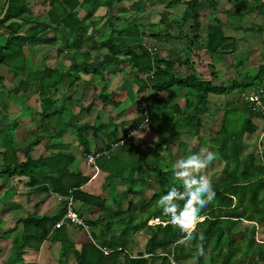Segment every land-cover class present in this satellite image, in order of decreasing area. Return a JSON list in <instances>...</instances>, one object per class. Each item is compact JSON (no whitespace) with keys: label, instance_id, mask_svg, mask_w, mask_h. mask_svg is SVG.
Masks as SVG:
<instances>
[{"label":"trees","instance_id":"16d2710c","mask_svg":"<svg viewBox=\"0 0 264 264\" xmlns=\"http://www.w3.org/2000/svg\"><path fill=\"white\" fill-rule=\"evenodd\" d=\"M119 1L121 0H45L44 3L47 8L45 20L35 16L34 8L29 0L10 1L9 10L5 18L0 21V65L7 66L13 77L20 78L8 92L0 91V116L4 119L10 117V101L2 102L1 98L7 95H26L29 87L33 84L36 85L41 123L37 126L38 133L34 143L40 142L48 136L46 133L48 132L47 122L51 120H53L52 127L58 126L60 128L56 134L61 136L64 129L72 125V122L65 123L57 116L60 111L56 108V93L61 84L66 85V80L70 78L69 86H74V83L81 76L76 79L75 77L80 73H93L102 78L97 71L98 67L82 58L83 53L90 54L106 48L107 52L103 54L101 61L105 64L118 63L121 61V56L126 55L129 63L133 64L140 72L146 73L154 70V78H151V84L144 81L142 89L151 87V90L156 94L174 86L188 88V92L183 94L186 100V109L183 110L179 103L173 106H156L165 109L166 116L154 107L148 109V121L154 122L159 117L164 119L163 123L171 124L170 134L173 136L190 133L195 136L200 134L204 125L203 116L210 110L208 104L211 95H222L239 88H256L263 84L261 77L264 76V60L255 67L258 68V73L251 81L234 79L229 85L216 84L213 80L202 79L196 74L194 68L186 76L177 75L174 67L177 63L183 64L182 57L164 56L157 44L150 46L152 51L148 49L142 43L145 37L147 39V33L143 29L140 32L136 22H133L125 30H117L113 25L108 37L97 40V31H95L90 17L95 14L99 7L106 6L107 9H111ZM161 1L166 7V10L162 12V22L166 21L167 29L175 24L183 25V30H180L181 36L190 40L191 46L196 49L195 56H199L200 51L205 55L213 56L225 54L228 51L234 53L239 49L240 39L227 36L218 18H215V22L203 23L202 12L197 5L198 1H207L211 8H216L219 0ZM6 2L7 0H4L0 14ZM182 2L186 5L184 13L170 21L167 17L169 9ZM234 2V13L240 17L249 14L264 15V1L262 0H234ZM81 9L86 11L83 17L80 16ZM189 20H192V23L190 24V34L187 35L184 32V26ZM56 26L60 30L61 27L67 29L65 35L61 33L64 47L57 44L58 38L56 36L47 35L48 31L56 29L54 28ZM254 29L262 32L264 22L263 26H257ZM140 35L141 51H136L138 44L129 43L133 38L136 39ZM150 35L152 36V34ZM171 36L169 29L164 33L153 34L152 38L166 42ZM42 44L58 45V56L63 55L66 50L70 60L69 64L65 63L67 68L64 64L60 65L62 66L60 69L59 65L56 64L54 66L47 65L42 70L39 66L34 65L28 56L27 48ZM87 44L88 49L84 51ZM71 50L74 51L73 55L70 54ZM72 75L75 77L72 78ZM257 79L261 81L258 84L255 81ZM4 81L5 77L0 74V84ZM99 93L97 95L103 97ZM191 96H194V99H190ZM107 98V95L103 97V103H112L114 107L118 103ZM25 102H27L26 99ZM92 105H87L84 109L90 110ZM242 105V110L237 108L224 110L221 127L214 143L217 153L224 163V177L212 181V187L216 193L215 198L202 210L200 214L203 217L202 222L196 226L191 238L179 227H174L170 223V216L164 215L163 210L168 206V202L159 204L160 199L172 190L179 193L186 191L185 185L180 184L176 177L171 174L173 167L167 163H161V158L155 157L161 154L160 151L163 147L168 148L171 145V141L166 138L159 139L151 152L142 155L145 158L142 162L146 163L147 161L150 164L149 168L143 164L135 167V160L120 162L116 167L112 166L113 160L111 163L103 160L109 168V178L117 177L130 182L129 187L131 188L125 189L124 192V194L128 192V196H126L128 198L127 206L122 207L120 202L116 207L117 209L113 210L112 207L106 205L105 197L83 190L82 186L88 181V178L79 172L70 171V166L75 159L71 153L60 150L47 155L41 154L34 158L30 155L34 143H30L24 148H18L17 144H14L12 135L7 133L10 128L4 131L0 124V177L27 176L28 184L34 191L66 195L72 190L75 199L82 200L92 208L100 207L104 218L102 220L104 221V230L96 236L102 237L101 243L104 246L114 249L113 253L106 255L95 245L85 243L79 250L74 247L75 242L68 237L66 223L53 230L54 225L61 219L60 216H41L32 213L18 219V222L23 223V229L13 238L12 249L15 252L2 264H37L36 262H23L27 246L33 242L47 239L61 244L60 264L68 263L67 254L69 252L75 255L77 264H170L169 255L172 252L175 254L174 257L179 260L178 264L192 256L197 258V264H203L206 255L210 258V264H264V243L257 241L256 232L257 224L264 223V164L263 159L259 158L258 155L256 156L255 153L245 154L243 151L245 135L254 133L258 129V125L253 119L259 114L254 112L246 103ZM21 107L22 110L25 108L24 105ZM27 107L30 110L32 108L28 104ZM262 119L264 120V117ZM99 120L100 116L97 121ZM11 123L18 122L13 121ZM90 125V123H77L76 125L80 145L85 153L90 152V145L87 140ZM6 126L10 127L11 124ZM93 129L96 131L104 130V125L100 122ZM115 130L117 134V129ZM119 139L114 138L112 144ZM109 146L111 147V143ZM19 152L24 154L23 160H20ZM105 156L104 154L101 155L97 162L102 158L105 159ZM128 162L129 164H127ZM152 177H156L160 189H155L151 196L143 193L142 188L134 185L137 182L146 185L150 183ZM2 186L4 184L0 182V187ZM108 186L109 183L105 182L103 188ZM140 193L141 196H139ZM174 203H178L182 208L184 201L177 199ZM137 217L138 219H136ZM152 219H158V223L150 225L149 221ZM67 222L71 223L70 221ZM116 223L123 225V229L119 233L113 228ZM243 223H247L248 229H239ZM140 230L149 234L145 252L133 256L128 250L131 248L129 243L130 240L133 242L132 234ZM11 233L12 231H7L4 234L9 235ZM243 246L245 247L244 253L238 257L237 254L243 249ZM201 247L204 249V255L198 254V249ZM118 248H122V250L117 251ZM122 252L124 255L120 259ZM157 256H159L160 261L155 263Z\"/></svg>","mask_w":264,"mask_h":264},{"label":"crops","instance_id":"0c3cea01","mask_svg":"<svg viewBox=\"0 0 264 264\" xmlns=\"http://www.w3.org/2000/svg\"><path fill=\"white\" fill-rule=\"evenodd\" d=\"M29 1L31 3L32 0ZM157 1L162 3L165 8L164 10L159 12V14L146 13L147 16L145 15V17L139 19V17L141 16L140 14L141 8L139 6L137 7V5L134 6L135 2H133V0H121L119 2H116L117 4H114V6L111 9H107L106 6L99 7L95 12V14L90 17V21L92 22L93 27H95V30H98L97 28L106 25L107 27L104 34L105 36L107 33H110L112 31L113 25L111 24H114L117 30H125L133 22H136L138 24L140 32L143 29L145 31L150 32V34L152 35L158 34L157 32L152 31V28L157 25H162V12L166 10L165 4L161 0H151L150 2H147V6L150 5V7H152V5L159 4ZM201 3L205 5V8L201 11L202 13H204V16L202 14L203 23L205 24L206 22H215V18H218L223 25L225 34L227 36L240 39L239 48L242 47L244 44L243 40L246 37V36L244 37V35L249 31L250 28H248L249 27L248 25L242 26L240 25V23H236V21L234 20L236 17H238V15L234 13L235 12L234 0H219L216 8H211L207 1H198L197 5ZM180 4H184V3L182 2ZM122 9H128V11L120 12V10ZM185 9H186V5H185ZM137 10L140 11L137 12L138 14L135 13ZM210 13L212 14L210 15ZM85 14L86 11L84 12L83 16ZM150 14L151 16H148ZM182 14L173 13V8H170L167 17L170 21H173L174 18H178ZM253 15L257 16L256 18L259 19L262 18L264 22V15H256V14ZM246 16H243V18H245ZM36 17L41 20H45L47 17V13L44 18L43 17L40 18L39 16ZM97 17L99 18L98 20ZM191 23L192 20H189L185 23L184 32L187 35L190 34L189 26ZM54 28H56L57 30L56 29L49 30L47 33L48 36L50 37L56 36L58 38L61 36V33H63V35L66 34V32H61L62 29L60 30L58 26ZM169 29L172 36L170 39L164 42L165 47L162 49L159 47V50L161 54H163L164 56L175 55L178 57H182L183 64L179 65L177 63L176 66L174 67L175 73H177V75L180 76H186L187 74L191 73L192 68H194L196 74L200 78L205 80H213V82L216 84H221V83L227 84V80H229L228 83H230L234 79L239 80L241 78V74L237 70L241 68V65L243 63V60H240V58L242 56L250 57L251 52L254 51V49H256L255 46H249L247 47L248 53L241 52V50L238 49L234 53L228 51L225 54H217V55L215 54L213 56L207 55V56H203L201 60H198V56H195L194 53L196 49H194L191 46L190 44L191 42L188 40L187 37L184 38L183 36H181L180 30H183V25L175 24L173 27H170ZM169 29H167L166 26L163 31ZM117 30L115 29V31ZM98 36H102V35L101 34L96 35L97 40H100L101 38ZM145 38L142 40V43L149 49L150 46L148 45V39ZM139 39H141V35L136 39L133 38L132 39L133 41L131 40L129 43V44L132 43L138 44L135 49L136 51H141V41ZM248 41L249 40H247L246 42ZM46 45L49 44H42L38 46L45 47ZM50 45H55V44H50ZM38 46H33V48ZM87 49H88V44L84 48V51H86ZM197 52L199 53V51ZM104 53L105 52H102L101 54L102 57ZM98 55H99L98 52H91L90 54L83 53L82 58H85L88 63L91 62L96 67L94 59L95 61L98 60ZM82 58H78V59H82ZM215 58H217L218 61ZM227 58L229 60L228 62H227ZM126 60H127L126 55H122L121 61H118V63H114V62L111 63V64H115L113 68H108L107 69L108 71H106V69H103L102 71L108 73L107 77L104 74V72L101 73L102 78L94 75L93 73H88V74L80 73L81 77L75 84L76 85L75 90H77L76 94L75 93L68 94L67 91L62 92L60 89L58 90V92L56 93V99H57L56 108L60 112L58 113L59 115L57 116L65 123L72 122V125H70L69 128H67L68 130L64 129L63 131L64 133L62 136L56 134L57 132H59L60 128L58 126L52 127L53 122L49 121L47 122L48 132H46L48 133V136L43 138L40 142L34 143V140L38 133L37 126L40 124L39 123L40 118H39V109L38 111H35L33 109L31 114L24 117L23 120L28 119L32 123L33 122L32 118H36L35 116L37 113L36 125L34 126V128L32 126L30 128L29 127L26 128L25 126L22 129L20 122V125L16 127V131H17L16 134L18 138V141L16 138V144L18 143L17 147L24 148L28 144L34 143L32 149L30 150V155L34 158H37L41 154L47 155L53 152H58L60 150L69 152L75 157L73 163L70 166V171L79 172L80 174L88 178V181L82 186L83 190L94 195H100V193L103 194L104 193L103 185L105 184V182L109 183L107 190L108 188H112L114 184L110 179L113 178L115 180L116 178L114 177L109 178L108 175L109 168L107 165H105V161H103L101 165H97V162L95 166H90L87 164L85 160V155L87 153L83 151L81 145L79 144V140L77 139L78 138L76 132L77 123L91 124L90 127L91 130H88V135H87V140L89 141V145H90V152L88 153H91L98 150L109 149L110 143L112 144V142L114 141L113 139L114 138L119 139L121 135L124 134L130 128L137 129L136 131L140 135L141 134L143 135L144 134L143 132H147L148 128L150 129L152 128V131L154 130L155 135L158 136L159 132H161V129L165 127L166 129H169V134H170L171 124L161 122L160 117L158 118V120L156 119V121L152 123V126H147V123L149 121L148 119H146L148 117L145 116L143 107L144 104L147 106L148 109H150L152 105L154 107L156 106L164 107L165 105L173 106L174 104L179 103L178 101L175 102L177 98L176 99L174 98L172 101H168L167 99L164 98L165 93L170 94L169 93L171 92L170 89L160 92L158 94H156L153 90H151V87L142 89L144 81H146L147 84H151L150 82L152 79L144 78V75L148 72L146 73L140 72L133 64H129L125 62ZM63 62L69 64L70 60L69 62H65V61ZM46 66L44 67L39 66V67L43 70ZM183 67H184V72L181 71ZM226 71L228 72L227 80H225L224 78V74ZM221 74L223 76H220ZM117 75L119 76L117 77ZM109 78H113V79L109 80ZM69 81L70 78L66 80L67 82L66 86H68V84L70 83ZM129 89H131L130 91L137 93L136 94L137 99H134L130 94H128L130 92ZM173 92L174 93H171V95L176 96L175 91ZM98 93L100 94V96L103 97L107 95L108 97L107 99H111L118 103L116 104L115 107L112 103L105 104L103 103V97H99L97 95ZM176 93L178 94L180 93L184 97V95L181 92H176ZM148 102L150 103L149 106H148ZM90 104H93L90 110L84 109L87 105L90 106ZM182 109L184 110V108ZM21 111H23L22 107H21ZM209 112H207L206 114H208ZM99 116L101 122L104 125V130L96 131L93 128L96 125ZM255 118L258 119L260 118L261 121H264L262 117L258 116ZM255 124L258 125L257 122H255ZM115 129H117V134ZM253 134L256 135V131L254 133H247L245 135L244 145H243L244 152L248 145L246 144L247 141L250 143L254 142V138H251ZM144 136H141L140 138L134 141L133 143L134 148H136V146H139L141 148L142 146L141 138ZM134 138L136 137L134 136ZM119 147L120 146L116 147L115 149L117 150V148ZM133 147L129 146L123 149L122 151L120 150L119 153L122 160L125 161L135 160L137 154L135 155L130 153ZM115 149L113 151L111 150L108 154H104L106 155L105 159L106 158L112 159L113 158L112 156L113 155L115 156L116 154ZM261 151H262V156H259V158L264 160V151L263 150ZM18 155L20 160H23L25 158L22 152H19ZM114 162L115 159L112 162V166L114 165ZM5 177H8L12 181V184L11 186L8 187L7 186V183L9 182L8 180L5 182L6 184L2 183L4 184V187L0 191V201L3 199V197L7 196L8 192L10 191L12 192H10L11 195L9 196L10 198L9 202L4 203L3 205L0 206V217L2 218L0 220V241L11 238L13 242V238L15 237V235L23 229V223L18 222V219L26 216L27 214L36 213L41 216L43 215L60 216L61 219L63 218L66 211L65 203L64 201L59 200L58 197L55 195V193L32 190L28 184L27 176H5ZM67 179L71 180L70 178ZM114 186L118 187V185H114ZM124 190H122L121 193L124 194L123 192ZM110 192L111 190H109V192L108 191L105 192L104 196L106 197L109 196ZM75 200H76L75 209L80 212L82 218L86 221L89 232L86 231L83 226L72 223L69 224L67 221H65L64 224L66 223L67 225L68 237L75 242L74 247L80 250L85 243H91L95 245L94 242H96L107 249H111L110 247L104 246L101 243L103 241L101 236L98 237L96 236V234H98L99 231L98 232L96 231V227H95L96 225L94 226V224L96 222H97L96 224H100L104 219L101 208L100 207L92 208L89 207L87 203H84L80 199H75ZM54 228H56L55 225L53 227V230H55ZM7 231H12V233L9 235L4 234ZM263 234L264 233H262V237L260 238L257 237L258 242L264 243ZM0 248H1L0 255L4 256L7 250L3 248V244L1 242H0ZM12 248L13 247H11V250H13ZM11 250L9 251L10 254L7 255L8 257L11 256L13 253L11 252ZM133 251L134 250L131 249L130 254H132ZM113 252L114 249L111 253ZM67 255H68L67 264H77L76 257L72 252H69ZM123 255L124 253L122 252L119 258L122 259ZM60 257H61V244L59 242H52L47 239L40 242L36 241L35 244L33 242L30 245V249L27 250L24 254V261L36 262L37 264H60L59 262ZM3 262L4 261L0 258V264H2ZM155 263L158 262H156L155 260Z\"/></svg>","mask_w":264,"mask_h":264},{"label":"rangeland","instance_id":"374dc122","mask_svg":"<svg viewBox=\"0 0 264 264\" xmlns=\"http://www.w3.org/2000/svg\"><path fill=\"white\" fill-rule=\"evenodd\" d=\"M44 1L45 0H32L31 1L30 4L34 8L33 13L35 14V16H39L40 18H42V17L44 18L46 16L47 8H46ZM150 1L151 0H135V1L133 0V2H135L134 6L137 5V7L139 6L141 8L140 9L141 16L139 17V19L145 17L146 13L147 14L148 13H155V14L158 13L159 14V12H161L162 10L165 9L163 4L158 2V1L157 2L159 4L152 5V7H150V5L147 6V2H150ZM3 3H4V0H0V10H1V7L3 6ZM115 4H117V3H115ZM202 5H203L202 3L198 5V8L200 11H202L205 8V5H203V7H202ZM81 10H80V15L83 16L85 10L84 9H81ZM184 10H185V5L180 4V5H177L173 8V13H178V14L181 13L182 14L184 12ZM126 11H128V9L120 10V12H126ZM138 11L139 10H137L135 13H137ZM202 14L204 16V13H202ZM211 14L212 13H210V15ZM148 16H151V14ZM256 17L257 16L252 14V15L246 16L245 18L238 16L234 19L236 21V23H240V25H242V26L248 25L249 26L248 28H250L249 31L245 35L243 34L244 37L245 36L246 37L243 40L244 41L243 46L240 47L239 50H241V52L248 53L247 47L255 46V48H256V49H254V51L251 52V54L249 53L250 57L242 56L240 58V60H243V63L241 65V68L239 70H237L241 74V78L239 79V81H251L253 79V77H256V75L258 73V68H255V67L259 66L264 60L263 59V56H264V30L262 32H259L257 29H254V27H257V26H263V20H262V18L259 19ZM98 19L99 18L97 17V20ZM111 25H114V24H111ZM252 25H253V27H252ZM166 26H167L166 21H163L162 25H157V26L153 27L152 31L157 32V33H164L165 31H163V30L165 29ZM106 27L107 26L104 25L102 27L97 28L98 30H95V31H97L96 35L101 34L102 36H98V37L103 38L105 36L104 34L106 31ZM61 29H62L61 32H66V30H67L64 27H61ZM147 32L148 31H146V33ZM109 34L110 33H107L105 37H108ZM152 36L150 35V32L147 33V39H148V45L149 46H151V45L155 46V44H157V46L160 47L161 49L165 47L164 42L158 41V40H156V38H152ZM62 37H63V35L58 37V44H59V46L64 47L63 42H62V40H63ZM139 40L141 41V39H139ZM247 40H249V41L246 42ZM57 50H58V45H50V44L46 45L45 47L44 46H38L35 48H33V47L27 48V52L29 53L28 56L30 59H32L34 65L44 67L46 65L54 66L55 64H57V65H59V68L61 69L62 66H60V65L65 64L63 61L69 62V60L67 58V56H69V55H68V52L65 50L63 55L58 56ZM150 50L152 51V49H150ZM179 50H182V49H179ZM106 51L107 50L103 48L101 51L98 52L99 53L98 60L95 61V59L94 58L93 59H94L95 65L100 69L99 70L97 68V71H99L98 73L101 74L102 72H104V74L107 77L108 73L107 72L105 73V71H102V70L106 69V71H108L107 69L113 68L115 64H105V63L101 62L102 61V55L101 54H102V52H106ZM70 54L73 55L74 51L71 50ZM203 56H207V55H205L203 52L200 51L199 56H198V60H201V58H203ZM78 57H80V56L78 55ZM215 59L218 61L217 58H215ZM228 61L229 60L227 58V62ZM125 62L129 63L128 60H126ZM109 65H110V67H109ZM65 67L67 68L66 64H65ZM227 67H228V65H227ZM67 70H69V69H67ZM181 71L184 72V67L181 69ZM0 74L5 77L4 83L0 84V91L3 90V91L8 92V90L13 88L17 84V82L20 78V77H18V78L13 77L12 73L9 71V68L5 65H3V66L0 65ZM78 76H80V75L78 74L76 77L74 75H72V78L75 77V79H76ZM118 76L119 75H117V77ZM220 76H223V75L221 74ZM224 78H225V80H227V78H228V72L227 71L224 74ZM261 78L263 81L262 83L264 84V76H262ZM111 79H113V78H109V80H111ZM255 81L257 84L261 82L260 79H257ZM228 82H229V80H227L226 85H229ZM75 84L76 83H74V86H69V84H68V86L61 84L59 86V89L62 92L67 91L68 94H74V93L76 94L77 90H75V88H76ZM245 89H253V88L249 87V88H245ZM130 90L131 89H129V91ZM170 90H171V92H169L170 94L165 93L164 98L167 99L168 101H172L174 98L175 99L177 98L175 102L178 101L179 104L184 109H186L185 97H183L180 93L178 94L176 92H181L182 94H185L186 92H188L189 89L188 88H179L178 86H174ZM242 90L243 89L239 88V89H236L234 91H229L223 95H217V96L212 95L209 98L210 112L203 116L204 125H203L199 135L195 136L193 133H190V134H182V135L178 134V135L173 136V135L169 134V129H166L164 127L161 129V132H159L158 136H156L154 133V130L152 131V128L151 129L148 128L147 132H143L144 133L143 135L138 134L140 136L145 135L144 137L141 138V140H142L141 148L139 146H136V148L133 147L134 141L136 139H138L136 137L133 140H131V142H129L128 144L120 145V147L117 148V150L114 148L116 150L115 156L113 155L112 159L102 158L97 162V165H101L103 160L111 163V161L115 159L113 167H116L117 163L126 162L125 160H122L119 152H120V150L122 151L123 149L131 146L133 148H132V151L130 153L135 154V155L137 154L136 155L137 160L135 158V164H134L135 167L143 164V166L149 168L150 164L147 163L146 160H145L146 163L142 162L143 159H145V158H143L142 155H146L149 152H151V150L154 149L155 144L158 142L159 139H161V138L165 139L166 138L167 140L171 141V143H170L171 145H169L168 148L163 147L160 151L161 154H158L157 156H155L156 158H161V160H160L161 163H167L168 165H171V167H173V165L176 164L179 159L186 158L187 156H189L192 153L199 152L201 148H207L214 153V159L207 165V167L203 170V172L201 174L207 175L208 177H210V179L212 181H217V180L223 178L224 177V171H223L224 163H223L222 158H220V156L217 153V149H216L215 144H214L215 138H216V135L218 134V131L220 130V127H221L224 110L226 108H237L239 110L243 109L242 104H244V103L242 102V99L240 98V92ZM173 91H175V95L177 97L171 95V93H174ZM128 94H130L134 99H137V95H136L137 93L136 92L130 91ZM25 99L27 102H25ZM190 99H194V96H191ZM38 100H39V95L37 93V86L36 85H31L28 92L26 93V95H20V96H17V95L9 96V95H7V96H4L3 98H1L2 102L10 101V110H9V116L10 117H9V119H4L2 116H0V124L2 125L4 131H7L10 128V130H8L7 133H10L12 135L13 140H14V144H16V138H17V134H16L17 131H16V127H15L16 125L19 126L20 122H21V128L22 129L25 126H26V128H28V127L30 128L31 126L34 128V126L36 125L37 113L35 116L36 118H32L33 119L32 123L28 119L23 120V118L26 117L27 115L31 114V111L33 109L35 111H38V109H39ZM27 104L31 105L33 107V109L31 108V110H30V108L27 107ZM23 105L25 106V108L23 109V111H21L20 106H23ZM149 105H150V103L148 102V106ZM153 107L154 106L152 105V108ZM154 109L159 110L161 113L165 114V116L167 115L165 109H163V108L154 107ZM39 118H40V116H39ZM163 120L164 119H161V122H163ZM13 121H17L18 123H11ZM52 121L53 120H51V122ZM254 121L258 123L259 129L256 131V135L253 134L251 137V138H254V142L250 143L247 141L246 144H248V145H247L244 153L246 154L247 152L248 153L253 152L256 154V156L257 155L262 156L261 150L264 151V148H263L264 147V133H263L264 132V121H261L260 118L259 119L255 118ZM57 122H58V118H57ZM100 122H101V119L99 121H97L96 125H98ZM39 123H41V119H40ZM152 123L153 122L149 121L147 123V126H152ZM8 124H11V126L7 127L6 125H8ZM67 127H69V126H67ZM90 127H91V125H90ZM90 127L88 130H91ZM133 129H135V128H133ZM66 130H68V129H66ZM136 130H134V131H136ZM262 133H263V135H262ZM77 139L79 140V138H77ZM17 141H18V138H17ZM79 144H80V140H79ZM17 145H18V143H17ZM36 153H37V151H36ZM140 153H141V156L138 157V155ZM129 162H131V161H129ZM129 162L127 164H129ZM263 164H264V160H263ZM113 167H112V169H114ZM170 170H172V168H170ZM178 171H179V169H178ZM127 173H128V171L126 172L125 176L127 175ZM171 174H173V170H172ZM115 178H116L115 180L113 178H111L110 180H112L114 185H118V187L113 185L112 188H108V190H107V187H104L103 188L104 193L107 191L109 192V190H111L109 196H107V197L104 196V193L103 194L100 193L101 196L106 198V205L108 207H112L113 210L117 209L116 207L120 204V202L122 203V207L127 206V203H128L127 199L128 198L126 196H128V192L123 194V193H121V191L124 189L131 188V187H129L130 182L123 181L117 177H115ZM155 178L154 177L150 178V181H149L150 183H148L146 185H142L141 182H137L134 185L137 186L138 188H142L143 193H146V194H148V196H151L154 193L155 189H158V190L160 189V186H159V184ZM7 180L9 181L7 183V186L9 187V186H11L12 181L8 177H0L1 183L6 184L5 182ZM176 180L180 184L184 185V182L182 179L176 178ZM3 187L4 186L0 187V191L2 190ZM10 192H12V191H10ZM10 192H8L7 196L3 197V199L0 201V206L3 205L4 203L9 202V199H10L9 196L11 195ZM123 192H125V190ZM139 196H141V193ZM1 219L2 218L0 217V220ZM118 219H116V220H118ZM136 219H138V217ZM6 220H8V219H6ZM96 223L95 224L93 223L94 226L96 225L95 226L96 231L97 232L99 231L98 234L102 233L104 230V227H103L104 221H102L100 224H96ZM157 223H158V221L156 219L149 221L150 225H155ZM246 224L247 223L241 224V227L239 229L240 230L241 229L242 230L248 229ZM113 228L115 231L117 230V232L119 233V231L123 229V225L116 223ZM256 232H257V236L259 238L262 237V233H264V223L260 222L257 224ZM263 236H264V234H263ZM148 237H149V234L146 233L145 231H142V230L137 231L134 234H132L133 242H131V240H130L129 244H131V245H129V247H131V248H128V250H130V251H131V249L134 250L132 253L133 256H136L140 252L141 253L145 252V245H146ZM0 242L3 244V248H5L7 250V252L5 253L4 256L0 255V258L3 261H5L9 258L7 255L10 254L9 251L11 250V247L13 246L12 245L13 242H12L11 238L1 240ZM34 244H35V242H34ZM29 249H30V245L27 246L26 250H29ZM244 249H245V247L243 246V249H241V251H239L237 254L238 257L244 253ZM11 252H15V250H11ZM188 259L181 261V264H197V262H198L197 258L195 256L189 257ZM155 260H156V262H159L160 261L159 256L155 257ZM23 262L25 263L26 261H23ZM27 263H29V262H27ZM203 264H210V258L208 255L205 256V260H204Z\"/></svg>","mask_w":264,"mask_h":264},{"label":"clouds","instance_id":"9594fccd","mask_svg":"<svg viewBox=\"0 0 264 264\" xmlns=\"http://www.w3.org/2000/svg\"><path fill=\"white\" fill-rule=\"evenodd\" d=\"M130 135L140 138L137 131ZM214 159V153L201 148L199 152L192 153L186 158L179 159L173 165V175L182 179L186 187L184 193L172 190L168 195L160 199L159 204L168 202L163 213L170 216V223L174 227H179L188 237H192L196 226L202 222L201 212L215 198V190L212 187V180L207 175L201 174L207 165ZM179 169V171H178ZM177 199L183 200V207L174 203ZM199 255H204V249H198Z\"/></svg>","mask_w":264,"mask_h":264},{"label":"built area","instance_id":"2783aa9c","mask_svg":"<svg viewBox=\"0 0 264 264\" xmlns=\"http://www.w3.org/2000/svg\"><path fill=\"white\" fill-rule=\"evenodd\" d=\"M153 77H154V71H150L144 75V78H153ZM240 98L242 99L243 103H246L254 112L259 114V117H264V84L259 85L253 89H243L240 92ZM143 111L145 113V116L148 117V108L145 104L143 107ZM134 130L136 129H133V128L128 129L127 132L124 135H122L121 138L117 142L111 144L110 149L98 150L95 152L87 153L85 155V160L87 164L90 166H95L97 159L101 155L108 154L114 148L131 142L134 136L130 134ZM72 192L73 191L71 190L70 193L66 195L55 194L59 200L64 201L65 208H66L63 218L55 224V227L56 228L60 227L64 224L65 221H70L72 224L83 226L85 230L88 231V225L86 221L82 218L80 212L75 209L76 200ZM152 220H155V219H152ZM156 220L158 221V219ZM94 244L97 246V248L102 250L104 254L106 255L110 254L113 251V249H107L96 242H94ZM117 250H122V248H118ZM174 255L175 254L173 252L172 254L169 255L170 264L179 263V260H177V258H175Z\"/></svg>","mask_w":264,"mask_h":264},{"label":"water","instance_id":"95a60500","mask_svg":"<svg viewBox=\"0 0 264 264\" xmlns=\"http://www.w3.org/2000/svg\"><path fill=\"white\" fill-rule=\"evenodd\" d=\"M10 1H11V0H7L6 4H5V6H4V9H3L2 13L0 14V21H1L2 19H4L5 16H6L8 10H9V7H10Z\"/></svg>","mask_w":264,"mask_h":264}]
</instances>
